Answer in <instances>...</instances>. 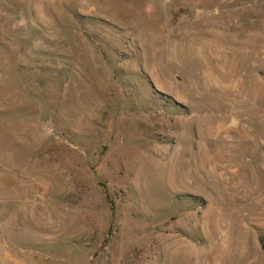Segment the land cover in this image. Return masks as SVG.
<instances>
[{
    "label": "rangeland",
    "instance_id": "rangeland-1",
    "mask_svg": "<svg viewBox=\"0 0 264 264\" xmlns=\"http://www.w3.org/2000/svg\"><path fill=\"white\" fill-rule=\"evenodd\" d=\"M0 264H264V0H0Z\"/></svg>",
    "mask_w": 264,
    "mask_h": 264
}]
</instances>
